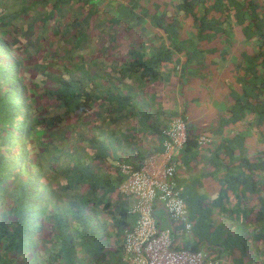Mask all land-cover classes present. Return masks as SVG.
Returning a JSON list of instances; mask_svg holds the SVG:
<instances>
[{"label":"trees","instance_id":"trees-1","mask_svg":"<svg viewBox=\"0 0 264 264\" xmlns=\"http://www.w3.org/2000/svg\"><path fill=\"white\" fill-rule=\"evenodd\" d=\"M47 5L48 12L37 13L34 19L43 28L48 22L57 23L66 6L78 7L79 14L87 12V16L81 15L82 21H76L80 23L74 43L77 48L89 44L90 26L84 22L93 15L99 20L96 28L107 23L109 28L129 34L136 29L144 37L138 44L124 47L122 56L111 61L91 57L88 62L82 53L64 72L52 74L54 86L47 94L59 112L44 115L38 107L40 95L31 92L23 63L5 35L12 17ZM213 42L221 48H203ZM207 53L223 61L232 55L230 70L236 73L218 131L230 125L236 130L209 152L210 174L221 185L215 204L229 199L228 190L232 207L224 204L222 211L249 220L241 222L238 232L264 251V0H21L17 12H0V264H122L121 255L117 257L122 254L121 236L135 216L125 203L117 201L122 198L118 187L125 175L114 146L107 143L103 123L135 116L138 130L159 136V151L166 125L151 121L146 95L128 89L120 78L133 81L138 88L146 82H168L181 58L185 70ZM99 63L102 69L94 70ZM95 107L100 123H93L91 133L82 135L90 150L69 153L59 170L64 178V199L46 181L44 156L37 152L43 140L39 132L50 131L71 114H85ZM171 115H180L187 122L184 112ZM200 135L187 122L181 154L195 159L202 148ZM57 149L61 147L55 145ZM192 213L190 207L189 218L196 219V238L183 247L198 251L204 241L207 246L217 245L218 255L223 254L230 237L223 238L221 232L216 240L212 221ZM210 214L211 209L205 210V217ZM113 232L120 244L112 252L105 251ZM243 244L245 251L248 244Z\"/></svg>","mask_w":264,"mask_h":264},{"label":"crops","instance_id":"crops-1","mask_svg":"<svg viewBox=\"0 0 264 264\" xmlns=\"http://www.w3.org/2000/svg\"><path fill=\"white\" fill-rule=\"evenodd\" d=\"M214 47L218 50L221 48V45L213 42L205 45L203 48L212 49ZM215 55L207 53L197 61H194L185 70L182 69L185 59L181 58L177 70L171 74L168 82H163V80L146 82L141 88H138L137 84L133 81L127 80L124 77L120 78V80L127 83L128 89L133 87L134 90H141L142 94L146 95L145 97L149 100L148 102L152 108L153 119L151 121H158V124L162 127L172 118L171 112H184L188 125L190 123L196 133H200V136L206 137V141L200 144L202 148L195 159L188 158L181 154V152L176 158L179 164H177V168L181 170L178 172V175L176 170L175 181L178 186L184 188L187 220L192 224L191 230H186L187 235H185V239H181L180 246L192 243L194 238H196L194 235L196 219L189 218L190 207L193 215L200 216V218L204 217V221L208 223L212 220L217 221L221 219V221H224L229 217L232 218L234 223L238 222L237 216L232 215L230 212L222 211V205L224 204L227 207L228 205L232 207L230 201L231 193L228 190L225 192H227L229 199L224 200L225 198H223L221 204H215L221 185L217 182L215 176L210 174L209 152L216 148L230 132L236 130V126L230 125L218 131L220 117L226 113L227 105L230 102L228 94L230 88L235 84L236 73L235 70L234 72L230 70L229 64L232 55H227L224 61L222 60L223 58L218 59ZM166 69L169 71L168 68ZM227 73L230 75V78L227 76ZM231 83H233L232 86ZM222 88L226 89L223 93L219 91ZM129 113L127 111V114ZM103 124L105 125L103 129L106 130L107 143L108 145L112 142L114 143L112 145L118 157L117 162L120 164L139 166L144 157L151 152L159 151L161 148L158 135L147 131L142 132L137 129L138 122L135 116L122 117L113 123L108 120V123ZM117 201L125 203L127 209L130 203H132V199L126 197L118 198ZM115 206L116 204H113V207ZM207 209H211L209 217H205V210ZM157 215L163 225H172L164 212L158 211ZM247 222L249 220L245 223ZM181 228L184 227L182 226ZM203 231L204 229L200 231V235L202 236L204 234ZM231 231H233V228ZM114 232L109 238V244L105 248V251L112 252L120 244V238L118 244ZM176 232L177 226L175 225L174 234ZM210 245L212 247L205 245V242L202 241L200 251H202V248H205L206 257L208 256V259L217 261V264H245L246 261L237 254L221 251L223 254L218 255L219 248H217V245ZM120 255L121 252L117 257Z\"/></svg>","mask_w":264,"mask_h":264},{"label":"rangeland","instance_id":"rangeland-1","mask_svg":"<svg viewBox=\"0 0 264 264\" xmlns=\"http://www.w3.org/2000/svg\"><path fill=\"white\" fill-rule=\"evenodd\" d=\"M20 2L21 0H6L4 4L0 3V12L10 14L17 12ZM48 10V5L38 6L37 8L25 11V13H21L19 17H12L11 24L6 26L7 32L5 35L14 49V53L23 63V72L31 92L34 95H40L41 99L38 102V107L44 115L53 114L55 110L56 113L59 112L57 108H54L50 96L47 94V91L54 86L52 74L64 72V68L76 62L82 53L85 54L86 61L88 62L91 57L94 61L96 59L104 63L111 61L120 55L122 56V52H124L122 49L124 47L128 48L132 43L138 44L144 37L143 33L136 32V29L131 31L133 32L132 34H129L121 28H109L107 23L99 25L96 28L99 20L93 15L87 21H83L90 26V28L87 27L91 35L89 44L77 48L74 46V43L79 28L78 24H80L78 22L82 21L83 16H87V12L84 11L82 12L83 14H79L78 7L73 6L69 8L66 6L65 10L60 14V19L57 23L56 21L54 23L48 22L43 28L39 24V20L35 21L34 19L37 13L45 14ZM104 17L107 18V16ZM54 29L57 30L56 33ZM148 32L150 33V31ZM148 32H146L145 36H147ZM96 69H102L100 63L95 66L94 70ZM227 76L230 78L228 73ZM232 85L233 83H231ZM225 90L223 88L219 89L221 93ZM96 111H98L97 107L92 110L90 109L85 114H71L63 123L58 124L50 131L44 130V132H39L43 140L37 147V152L44 156L42 157V162L44 163L46 181L64 199L67 198L65 193L62 192L64 178L59 175V170L66 163L69 153L75 151L82 153L90 150V146L84 141L82 135L85 131L91 133L90 127L93 123H100V120L96 116ZM111 144L114 143L112 142ZM55 145L57 148L61 147V149L54 150ZM97 165L94 164L95 167ZM104 166H107V164ZM51 167L56 169L55 172L51 171ZM99 168L102 169V165ZM180 170V168H177V175ZM112 200L116 201V197H113ZM237 217L238 222L236 221L235 223L231 217L224 221H221V219L217 221L212 220L214 226L211 230L214 236H218L214 238L219 239L220 237L217 233L223 232V238L226 239V235L230 237V241H227L224 245L226 252L237 254L246 261L245 264L264 263V251L262 249L258 250L256 245L251 243L250 240H244V236L240 234V231L238 232L239 228L237 227L245 223V220L242 221L239 216ZM175 225L177 226V232L174 234L176 238L175 245H178L181 243V239H185L187 231L185 228H181L184 225L180 222L175 221ZM232 228L233 231L230 232ZM243 243L248 244L245 251L243 250ZM262 244L259 243V246L262 247ZM202 252L206 253L205 248H202Z\"/></svg>","mask_w":264,"mask_h":264},{"label":"built area","instance_id":"built-area-1","mask_svg":"<svg viewBox=\"0 0 264 264\" xmlns=\"http://www.w3.org/2000/svg\"><path fill=\"white\" fill-rule=\"evenodd\" d=\"M162 150L151 152L135 169L131 164H121L125 175L118 187L123 198L132 199L129 213L134 222L124 229L122 236V264H217L198 250L191 251L175 245V221L191 230L187 220L183 188L175 181L177 155L187 141V122L176 115L170 118L162 130ZM199 143L206 137L200 136ZM158 211L166 214L172 224L163 225Z\"/></svg>","mask_w":264,"mask_h":264}]
</instances>
